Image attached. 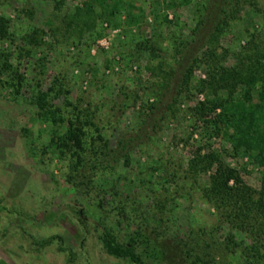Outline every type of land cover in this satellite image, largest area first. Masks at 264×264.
Masks as SVG:
<instances>
[{
    "label": "rangeland",
    "instance_id": "obj_1",
    "mask_svg": "<svg viewBox=\"0 0 264 264\" xmlns=\"http://www.w3.org/2000/svg\"><path fill=\"white\" fill-rule=\"evenodd\" d=\"M82 1L0 0L11 33L0 40V264H244L222 239L226 224L214 227L217 210L198 188L206 173L196 183L180 176L198 150L211 149L245 183L259 185L249 156L234 152L227 137L193 110L206 94H175L186 61H177L173 48L189 40L183 52L201 54L210 24L198 30L205 38L190 32L206 0H123L127 4L115 15L101 19L94 6L65 29ZM263 5H223L230 18L213 43L217 51L227 49L225 64L258 29ZM260 38L264 42V30ZM170 68L169 82L159 86ZM203 75L195 63L192 83ZM42 91L56 117L37 113ZM151 101L156 107L149 112ZM74 105L86 114L81 122L93 120L114 149L106 160L93 163L95 132L85 122L81 164L72 149L57 146ZM240 108L246 105L238 98L216 109L227 130ZM174 169L177 176L170 175ZM105 230L119 243L133 244L139 262L107 253ZM233 232L248 242L243 232ZM49 235L55 237L40 245Z\"/></svg>",
    "mask_w": 264,
    "mask_h": 264
},
{
    "label": "trees",
    "instance_id": "obj_2",
    "mask_svg": "<svg viewBox=\"0 0 264 264\" xmlns=\"http://www.w3.org/2000/svg\"><path fill=\"white\" fill-rule=\"evenodd\" d=\"M210 2V0L204 2L203 8L199 10L200 17L190 32V37L200 39L204 34H200L199 28H203L204 24H210L208 28L211 30L208 29L206 38L204 36L202 44L206 46L201 50V54L198 56L193 52H183L189 40H181L173 48V57L177 61L180 59L186 61L174 83L175 94L193 89L211 95V97L205 95L194 105L193 110L215 134L227 137L234 152L241 151L249 156L259 171V185L258 188H253L245 183L239 171L224 162L221 156L211 149L202 153L198 150L188 159L184 173L180 176L185 181L189 178L191 183H196L199 173H206L205 183L198 188L202 197L217 210L218 222L214 226L216 230L220 229L221 224H226L229 228L225 235L221 234L224 243L230 246L231 251L236 249L239 251L244 264H264V42L260 38L264 30V5L258 8L260 13L258 29L249 32L246 44L240 51L234 53V60L231 63L225 64L223 59L227 49L217 51L213 42L217 34L224 30L223 27L230 18V12H226L223 7L228 0ZM124 4L127 2L124 3L123 0H83L80 6L75 7L72 18L65 19L64 27L68 29L75 18L79 20L83 15L93 13L94 6L99 9L96 15L101 19H107L118 13ZM163 18L165 19V16ZM8 23V18L0 14V40H7L11 35ZM195 63L203 66L204 75L192 83V69ZM172 75V68L163 72V78L158 85L165 86ZM254 96L256 100L253 101ZM47 97L46 91L36 96L37 113L43 118L56 117V109L47 106ZM238 98L242 99L246 108L236 111L233 121L228 124L230 130H227L225 125L228 122L224 120L222 112H216V109ZM155 107L156 102L152 101L146 106L149 112ZM73 108L74 117L66 118L62 133L56 137L57 146L72 149L71 154H74L76 162L81 164L83 157L80 151L83 150L85 122L92 125L95 132L91 140L95 143L91 144L92 154L95 155L93 163L106 160L114 149L109 146L108 140L102 136L93 120L86 119L81 122L80 117L86 114L82 115V111L76 105ZM178 169L171 171L170 175L177 176ZM233 231L243 232L248 242L244 243L241 238L237 240ZM53 237L55 235L41 239L40 245L49 243ZM101 240L107 253L139 262L132 250L133 244L119 243L108 230L103 232Z\"/></svg>",
    "mask_w": 264,
    "mask_h": 264
}]
</instances>
